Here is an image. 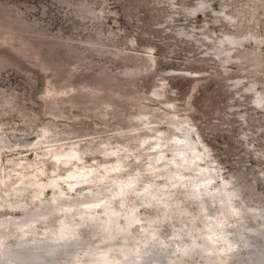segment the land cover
<instances>
[{
    "label": "rangeland",
    "instance_id": "374dc122",
    "mask_svg": "<svg viewBox=\"0 0 264 264\" xmlns=\"http://www.w3.org/2000/svg\"><path fill=\"white\" fill-rule=\"evenodd\" d=\"M0 264H264V0H0Z\"/></svg>",
    "mask_w": 264,
    "mask_h": 264
},
{
    "label": "bare ground",
    "instance_id": "6f19581e",
    "mask_svg": "<svg viewBox=\"0 0 264 264\" xmlns=\"http://www.w3.org/2000/svg\"><path fill=\"white\" fill-rule=\"evenodd\" d=\"M176 139V138H175ZM185 147V146H184ZM188 147V146H187ZM157 148H158V146H157ZM185 150V149H184ZM189 152V151H188ZM183 152H181V154H182ZM179 154V153H178ZM181 156V155H180ZM159 157V156H158ZM119 168V167H118ZM115 169V168H114ZM108 171H109V169H108ZM212 175V174H211ZM205 180H206V178L204 179V182H205ZM118 181V180H117ZM116 181V182H117ZM53 182V186H55L56 185V180H54V181H52ZM200 182H202V181H200ZM134 183H137V182H135V179H132V180H127V181H125L124 180V182H121V183H119V184H117V187H115V189H114V191H111L112 192V194H115V195H123V194H125L126 193V191H127V188L130 186V185H132V184H134ZM111 184V183H110ZM173 184H176V182H173L172 183V185ZM202 184H203V182H202ZM211 184V183H210ZM113 188V187H112ZM207 188V187H206ZM108 189L109 190H111V185L108 187Z\"/></svg>",
    "mask_w": 264,
    "mask_h": 264
}]
</instances>
